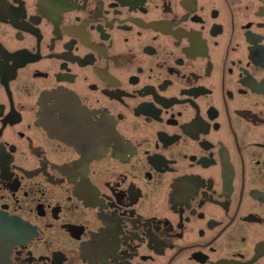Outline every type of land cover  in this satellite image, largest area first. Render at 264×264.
<instances>
[{
	"label": "flooded vegetation",
	"instance_id": "flooded-vegetation-1",
	"mask_svg": "<svg viewBox=\"0 0 264 264\" xmlns=\"http://www.w3.org/2000/svg\"><path fill=\"white\" fill-rule=\"evenodd\" d=\"M0 264H264V0H0Z\"/></svg>",
	"mask_w": 264,
	"mask_h": 264
}]
</instances>
